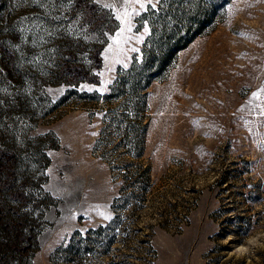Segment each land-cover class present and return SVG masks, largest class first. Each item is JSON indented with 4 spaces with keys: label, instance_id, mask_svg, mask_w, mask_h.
<instances>
[{
    "label": "rangeland",
    "instance_id": "374dc122",
    "mask_svg": "<svg viewBox=\"0 0 264 264\" xmlns=\"http://www.w3.org/2000/svg\"><path fill=\"white\" fill-rule=\"evenodd\" d=\"M78 1L113 5L105 8L118 21L100 67H90L97 83H70L78 71L55 75L59 39L95 37L79 10H68L76 0H0L2 53L16 54L4 60L10 74L0 65V99L29 107L16 123L41 135L32 145L48 158L43 187L52 203L31 264H264V0H202L211 26L132 89L121 74L143 55L149 12L162 14L167 0H142L144 8ZM129 120L138 142L126 134ZM132 146L148 156L152 177L125 197L116 167ZM185 211L179 232L158 225L163 212ZM134 223L144 228H124ZM99 227L101 238L85 239L72 258L77 231L87 238Z\"/></svg>",
    "mask_w": 264,
    "mask_h": 264
},
{
    "label": "trees",
    "instance_id": "16d2710c",
    "mask_svg": "<svg viewBox=\"0 0 264 264\" xmlns=\"http://www.w3.org/2000/svg\"><path fill=\"white\" fill-rule=\"evenodd\" d=\"M179 2H183L184 5ZM187 4L188 0H167L162 8V14L149 12L151 17L147 20L150 31L143 55L138 63L135 59L121 74L123 84L128 89L135 85H143L149 75H155L157 68H161L172 59L176 50L185 47L192 38L201 35L211 26V12L205 10V2L193 0L192 5ZM75 9L81 13L82 23L87 26L88 33H93L95 37L85 40L78 36L66 35L64 39H59L55 46V75L68 73L74 76V72L78 71L77 77L70 83L77 81L97 83L98 76L91 75L90 69L100 67L101 51L107 43L108 34L117 28L118 21L108 8L100 7L96 3L76 0L68 10L73 13ZM3 50V43L0 42V65L10 74L12 69L4 60L7 56L14 59L16 54L8 51L5 55L2 53ZM151 66L156 68L150 73ZM114 93V91L106 93L103 99L108 100ZM28 108L22 101L11 100L8 96L0 99V264H31L32 257L39 249V233L46 223L45 208L52 203L51 194L43 187L48 158L43 147L32 145V141L41 135L28 137L29 128L19 131L16 123L15 116L26 114ZM136 116L138 119L141 118L134 113L133 117ZM136 123L137 121L131 123L129 120L126 134L133 136L138 142L140 133ZM142 152L140 146H132L122 151L128 156L129 161L117 165L116 168L125 197L135 196L134 190L138 187L144 190L149 187L148 183L152 177L150 163L148 156H144ZM227 208L222 207V211H228ZM186 217L187 211L174 219L172 213L163 212L158 225L164 227L165 224L170 230L179 232L181 227L178 221H181V218L185 220ZM234 218L239 219L240 216L230 217ZM115 223L113 220L114 225ZM124 226L127 231L136 232L144 228L135 223ZM153 228L154 225H149L146 229L143 237L146 242L150 241ZM236 230L238 229L234 231L237 232ZM88 231L87 238L86 234L77 231L76 239L70 246L72 258L80 257L83 253L85 239L101 238V227L90 228Z\"/></svg>",
    "mask_w": 264,
    "mask_h": 264
},
{
    "label": "snow or ice",
    "instance_id": "6c2138e0",
    "mask_svg": "<svg viewBox=\"0 0 264 264\" xmlns=\"http://www.w3.org/2000/svg\"><path fill=\"white\" fill-rule=\"evenodd\" d=\"M125 2L126 3L135 2V3L139 4L141 8H144L145 7V4L142 2V0H125ZM148 3L151 4L152 3V0H148ZM105 7H113V5H105ZM152 7H155V4H152ZM126 15H127V13H126ZM117 18L120 19L119 16ZM253 96L256 99H260V94L259 93H254ZM262 114H264V113H262Z\"/></svg>",
    "mask_w": 264,
    "mask_h": 264
}]
</instances>
